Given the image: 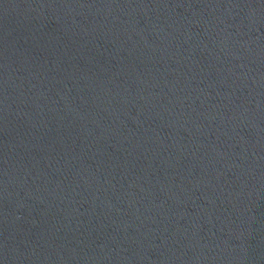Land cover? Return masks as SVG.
Wrapping results in <instances>:
<instances>
[{"label":"water","instance_id":"water-1","mask_svg":"<svg viewBox=\"0 0 264 264\" xmlns=\"http://www.w3.org/2000/svg\"><path fill=\"white\" fill-rule=\"evenodd\" d=\"M0 264H264V0H0Z\"/></svg>","mask_w":264,"mask_h":264}]
</instances>
